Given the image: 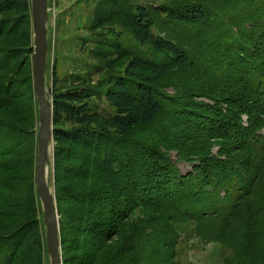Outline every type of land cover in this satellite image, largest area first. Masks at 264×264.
Here are the masks:
<instances>
[{
  "label": "trees",
  "instance_id": "obj_1",
  "mask_svg": "<svg viewBox=\"0 0 264 264\" xmlns=\"http://www.w3.org/2000/svg\"><path fill=\"white\" fill-rule=\"evenodd\" d=\"M205 4L149 10L129 0H98L91 31L117 23L131 29L164 61L122 49V58L130 57L125 76L111 79L105 94L117 111L114 116L91 111L93 95L84 86L87 81L59 88L53 73L55 197L63 215V264H141L149 256L158 257L156 264H174L170 229L179 217L201 221L200 234L206 239H216L217 230L231 227L233 235L227 237L231 243L239 242L234 255L238 264H264V0L223 2L219 6L223 16ZM8 13L16 19H0V39L11 36L20 43L0 46V252L2 264H45L49 252L36 202L39 103L32 75L30 0H0V16ZM153 14L199 28L210 22L209 16L212 22L213 16L219 20L220 28L214 24L211 37H220L219 48L237 65L227 64L232 67L227 90L202 91L213 104L193 103L188 99L191 93L175 99L155 86L169 79L172 68L197 64L177 41L153 33L152 28H161ZM101 44L108 46L101 57L117 48L108 41ZM25 67L29 77L24 89L16 90L11 73ZM24 90L27 96L21 100ZM168 104L175 114H168ZM164 115L175 120L172 131L181 140L178 157L192 167L186 174L173 161L172 149L136 135ZM228 137L232 141L224 144ZM218 140L215 156L213 141ZM140 207L146 221L131 224L132 212ZM241 222L243 228H237L236 235L234 228ZM75 233L86 235L76 241L82 244L79 249H73ZM114 240L116 245H111ZM149 242L157 245L144 251ZM67 248L86 253L65 258Z\"/></svg>",
  "mask_w": 264,
  "mask_h": 264
},
{
  "label": "rangeland",
  "instance_id": "obj_2",
  "mask_svg": "<svg viewBox=\"0 0 264 264\" xmlns=\"http://www.w3.org/2000/svg\"><path fill=\"white\" fill-rule=\"evenodd\" d=\"M136 6H143L149 10L157 6H172L185 5L189 3H206L209 10L218 12L221 16L219 6L223 2L229 0H129ZM31 2V30L32 40L34 45V30H33V13H32V0ZM98 0H49V21H48V40L49 50L47 58V72H46V90L50 101L52 102V90L54 86L53 73L56 72V78L58 83L56 87H71L79 86L87 81L84 86L90 88L91 100V111L102 113L107 116H114L117 114L116 109L106 100L105 94L106 89L109 85V81L114 77H124L125 70L127 69L130 57L122 58V49H129L130 54L143 55L150 61L163 63L162 56H158L154 53L151 46L143 43L136 39L131 29L125 28L117 23L105 26V29L98 31H91L89 29L93 22L95 9L97 7ZM242 3V2H241ZM205 4V5H206ZM242 4L238 5L239 9ZM213 13V14H214ZM212 14V15H213ZM154 19L160 24L161 28H152L153 33H161L163 37H170L178 42V44L190 51L191 57L196 60L197 66L195 68L181 69L172 68L171 75L166 82L156 83L155 86L159 88L165 95L175 97L177 95H186L191 93V97L188 99L195 103H209L213 104V100H209L205 95L201 94L202 91H209V89H217L216 91H223L229 88V71L232 70L228 62L232 63L233 66L237 65V60L231 54L219 48L221 42L220 37L217 39L211 37V34L216 32L213 29V25L216 24L220 28V22L216 17H212L214 22L211 21L206 25H201L200 28L192 25H183L173 22L171 19L166 18L165 14L154 15ZM12 13L3 14L0 19L13 20L16 19ZM168 19V20H167ZM227 22V21H226ZM237 31V30H236ZM249 31V30H248ZM102 41H108L113 44H117L116 49H112L111 55L108 57H101L99 54L108 49L107 45L101 44ZM0 46H11L19 45L20 41L15 37L9 36L4 37V40L0 39ZM4 44V45H3ZM34 47V46H33ZM34 53V52H33ZM105 54V53H104ZM99 55V56H98ZM234 56H236L234 54ZM1 58V55H0ZM32 59V57H31ZM214 61V62H213ZM14 67V66H13ZM226 67V68H224ZM10 70H12L10 68ZM7 71V70H5ZM11 73V72H7ZM7 76V74H5ZM33 75V72H32ZM10 75L8 74V77ZM12 83H17V88L24 87L27 77H29L26 67L19 70L16 73H11ZM8 80V79H7ZM4 79V82L7 81ZM82 83V84H81ZM11 84V82H10ZM34 85V77H33ZM234 88V86H233ZM24 89V88H23ZM35 90V89H34ZM227 93V92H226ZM36 94V93H35ZM217 94V93H216ZM223 94V93H221ZM24 100L27 96V90H24ZM29 95V94H28ZM201 95V96H200ZM37 98V96H36ZM38 100V99H37ZM176 103V102H175ZM174 103V104H175ZM173 104V105H174ZM230 104H226L228 108ZM168 114H175L173 106L168 104ZM40 114V109H39ZM178 115V114H176ZM244 123H248V117H243ZM35 125L40 127V116L39 121L35 119ZM175 120L168 115L162 116L156 123L139 129L136 135L141 138V141H151L158 143L161 147L172 149L171 155L173 161L177 164L178 168L183 174L188 173L191 170V165L186 161L180 160L179 143L181 140L176 138V134L173 133L172 129L175 127ZM71 126L67 124L66 128ZM37 129V128H36ZM172 133V134H170ZM231 137L226 138V142ZM214 147L212 154L218 156L221 141H213ZM232 144V142H231ZM55 142L51 144L49 152V160L47 162L46 179L47 183L53 192L56 194V166L54 156ZM39 151V150H38ZM81 189V188H80ZM56 198V197H55ZM37 206L42 210V214L39 216L42 220V227L46 236V225L44 221V212L41 197L38 194L36 198ZM62 208H67L64 204L60 205ZM109 207V206H108ZM60 219L63 215H59ZM146 221V212L143 208H137L134 210L130 217L131 224H141L142 221ZM151 221V219H150ZM129 222V223H130ZM204 223V222H203ZM199 220H181L179 217L171 225L170 233H172L169 245V253L173 258L174 264H238L237 259L235 260V251L239 244L238 240H234L231 243L228 234L232 232V228L228 227L227 230H217L219 235L216 239H206L200 234V231L204 229V224ZM244 222H241L239 226L235 227V233L237 235V228L242 229ZM131 227V226H130ZM127 227V228H130ZM127 228L125 233H127ZM230 235H233L230 233ZM76 243L75 248L79 249L82 245L77 243L80 237L86 238L85 234L75 233L71 235ZM79 237V238H78ZM221 237V238H220ZM78 238V239H77ZM223 239V240H222ZM233 239V236H231ZM222 240V241H220ZM47 241V240H46ZM72 242V241H71ZM116 245L117 240H114ZM140 243V241H139ZM67 245V244H66ZM65 245V246H66ZM142 245V242L141 244ZM157 243H148L144 251H149ZM78 247V248H77ZM71 248V247H70ZM70 248L64 250V257L84 255L85 251L72 253ZM63 253V250H62ZM165 254V253H163ZM158 257L152 256L144 258L141 264H156ZM3 263V254L0 252V264ZM45 264H50L49 253L45 254Z\"/></svg>",
  "mask_w": 264,
  "mask_h": 264
},
{
  "label": "water",
  "instance_id": "obj_3",
  "mask_svg": "<svg viewBox=\"0 0 264 264\" xmlns=\"http://www.w3.org/2000/svg\"><path fill=\"white\" fill-rule=\"evenodd\" d=\"M48 5L49 0H32L34 30L32 72L34 77V89L40 109V127L38 131L39 151L36 181L38 194L41 197L43 205L50 264H63L60 237V216L57 209L55 195L51 191L46 179L50 147L54 141L53 103L49 100L46 90L47 58L49 50Z\"/></svg>",
  "mask_w": 264,
  "mask_h": 264
}]
</instances>
